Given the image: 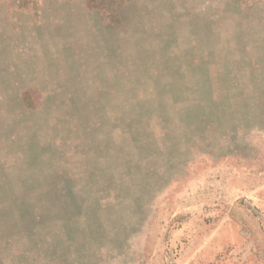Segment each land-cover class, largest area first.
<instances>
[{"label": "rangeland", "instance_id": "obj_1", "mask_svg": "<svg viewBox=\"0 0 264 264\" xmlns=\"http://www.w3.org/2000/svg\"><path fill=\"white\" fill-rule=\"evenodd\" d=\"M0 264H264V0H0Z\"/></svg>", "mask_w": 264, "mask_h": 264}, {"label": "trees", "instance_id": "obj_2", "mask_svg": "<svg viewBox=\"0 0 264 264\" xmlns=\"http://www.w3.org/2000/svg\"><path fill=\"white\" fill-rule=\"evenodd\" d=\"M91 2H92L93 4H97V3H98V0H91Z\"/></svg>", "mask_w": 264, "mask_h": 264}]
</instances>
